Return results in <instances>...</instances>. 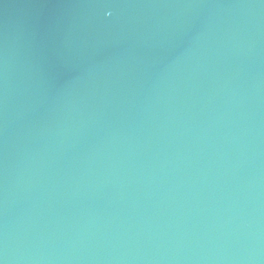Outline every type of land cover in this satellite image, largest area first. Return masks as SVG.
<instances>
[{"label": "water", "instance_id": "water-1", "mask_svg": "<svg viewBox=\"0 0 264 264\" xmlns=\"http://www.w3.org/2000/svg\"><path fill=\"white\" fill-rule=\"evenodd\" d=\"M0 264H264V0H0Z\"/></svg>", "mask_w": 264, "mask_h": 264}]
</instances>
